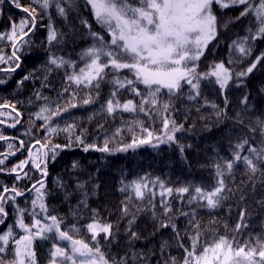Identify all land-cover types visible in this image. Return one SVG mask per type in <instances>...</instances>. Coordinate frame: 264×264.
I'll return each instance as SVG.
<instances>
[{"label":"snow or ice","instance_id":"1","mask_svg":"<svg viewBox=\"0 0 264 264\" xmlns=\"http://www.w3.org/2000/svg\"><path fill=\"white\" fill-rule=\"evenodd\" d=\"M17 9L27 14L19 21L10 20V30L0 31V41H6L11 46L10 54L0 48V64L8 65L0 69L5 73H14L21 67V56L24 48L30 43V34L34 33L37 25L39 12L48 14L50 8L54 7L59 16L67 18L74 0H32L36 7L22 6L19 0H11ZM4 0H0L3 4ZM90 6L96 23L107 34L105 35L91 30L87 21H81L89 28L94 43L84 49L81 53L82 67H77L75 61L67 60L62 56L52 53L48 57V66L56 69H65V86L58 96L67 95V99L61 104L59 100L53 101L43 96L42 92L34 93L36 100H43L38 111L31 113V127L40 121L39 129L44 132L40 139L32 137L29 142L19 139V147L9 142L8 136L0 133V141L7 142V149L0 153V173L7 172L15 176V181L27 180L30 188L18 189L16 183L11 187L0 185V225L6 223L9 212L6 205H12L15 210L13 224L7 225L5 231L0 233V264H39L35 250L36 241H50L48 250L49 259L47 264H145L147 256L135 250L125 252L121 256H112L104 250L101 240L110 244L117 235L114 231L117 225L112 222H103L96 209H91L90 222L83 225V229L90 234V240L75 238L82 228L77 223L66 225L65 218L50 215L46 203L48 195L46 178L48 176V162L55 160L60 151L71 148L74 144L81 146L83 151L90 150L102 153H113L116 151L126 152L130 148L151 144L157 146L161 143H178L176 134L183 130V124H178L172 117V99L181 93L184 85L189 87V100H195L200 96L202 80H214L221 90L229 86L233 77L243 78L253 73L258 64L264 63V52L255 56L250 65L243 70L235 71L232 67L238 62L247 59L253 54L252 42L264 38V0H85ZM67 4V7L65 6ZM214 6L222 13L233 7H243L239 15L234 18L220 20ZM39 10V12H38ZM253 16L252 26L248 29L249 35L233 40L229 45L234 50V58L227 62L221 60L214 62L208 71H199V62L204 56L209 45L219 36L221 27L227 29L230 23ZM47 41L51 45L63 34L53 27L51 23L47 26ZM254 29V31H253ZM233 51H230V57ZM71 69V71H68ZM49 71L51 68L49 67ZM127 70L131 74L122 76V71ZM32 78V73L24 76L18 82L22 85L25 80ZM47 77H45V81ZM110 83L112 89L109 96L100 106V111L106 116H114L117 112L143 113L150 120L159 118L160 128L155 130L145 126L144 120H133L128 123L127 130L133 133L131 143L121 145L117 148L110 147L124 129L117 128L111 138L104 139L103 145L85 143V129H79L77 123H66L63 127L54 122L71 108L82 105L93 104L100 94L102 83ZM6 83L0 80V84ZM144 86V91L138 85ZM46 87L47 84H42ZM163 89L167 90L169 100L161 103L160 95ZM121 90L130 92L135 99H120ZM81 93H84L81 96ZM95 93V95H93ZM247 98L245 97V101ZM29 103H32L30 100ZM227 105V101H225ZM53 105H55L53 107ZM215 109L217 106L212 105ZM0 108H11L12 111L0 112V116H7L13 120L8 126L16 128L22 121V113L15 104L0 105ZM15 112V116L12 113ZM221 116L222 111H217ZM91 119V117H89ZM5 123L0 120V124ZM98 127L103 129V124ZM79 129V131H78ZM137 130L139 136L136 135ZM253 132L259 130L261 134V147H247L248 155H242L247 145L248 138H243L234 147L232 158L224 159L222 163L214 165L216 183L211 188L199 185H184L172 187L160 178L149 180L141 177L124 184L120 189L126 193V198L121 202V217L127 218V234L130 241L138 240L139 234L132 231L137 214L141 211L151 209L156 216L155 198L160 200L161 222L159 228H171L178 238L179 247L183 249L181 261L171 257L164 264H264V239L260 236L251 237L243 243L237 236L243 229L248 227L246 221L247 211L241 210L240 220L232 229V235H219L216 231L202 233L198 221H189L193 228L191 234L185 233L189 240L188 247L181 242L176 224L172 222L173 208L168 198L178 196L183 200L185 194L188 196L187 203L194 201L204 202L203 206L208 209H216L225 200V194L231 190L227 187L225 180L230 176L234 167L242 162L247 169L250 180H254L257 172L264 177V119H257ZM63 133L67 138L64 145L53 143V137ZM31 136V130L28 133ZM181 153L184 146L179 145ZM26 150L24 159L14 164L11 168L4 167L9 157H14L18 152ZM73 168L78 167L76 162ZM38 175L33 179L28 169ZM61 188H66L58 181ZM157 188L159 191L157 192ZM76 189L83 197L72 209V215L77 221L80 219L82 210L88 208L87 191H84L82 183L76 184ZM32 193L30 208L20 207L17 197ZM71 195L65 193V199ZM243 199V197H241ZM133 201L146 205L144 208L136 206ZM264 203V201H262ZM31 218V223L25 222V216ZM182 215H190L182 213ZM14 229H19L22 234L17 238ZM227 229V225H225ZM71 233V234H70ZM211 235V239H202V236ZM65 245V246H62ZM167 242L160 245L161 251L167 247Z\"/></svg>","mask_w":264,"mask_h":264},{"label":"trees","instance_id":"2","mask_svg":"<svg viewBox=\"0 0 264 264\" xmlns=\"http://www.w3.org/2000/svg\"><path fill=\"white\" fill-rule=\"evenodd\" d=\"M19 2L22 6L36 7L32 0H19ZM65 6L67 7V4ZM242 10V6L233 7L221 13L214 6V11L220 20L234 18ZM26 15L22 9H17L11 0H4V3L0 4V31H9L10 20L19 21ZM81 21H87L88 25H91L92 31L101 33L105 35L106 39H110L96 23L91 8L86 5L85 0H74V5L67 18L59 16L54 7L49 9L48 14L39 12L34 33L26 38L30 40V43L23 50L21 67L10 74L0 71V80L6 81V83L0 84V105L6 102L10 105L15 104L19 112L22 113L20 117L22 123L18 124L16 128L8 126L13 123L11 118L0 116V120L5 121L0 124V133L13 138L9 142L16 147H19V139H23L27 143L32 137L40 139L44 136V132L38 130L40 121H36L35 127L30 125L32 119L30 114L38 111L40 105L44 103L43 100H36L34 93L40 91L43 96L53 101L59 100L61 104L67 99L68 94H64L62 97L58 96L65 86L66 70L48 66L47 61L48 57L55 53L57 56L75 61L77 67L83 66L81 53L90 47L94 40L89 33L88 26ZM252 22L253 16L249 15L230 23L227 29L221 27L218 38L209 45L204 56L201 57L199 71H208L214 62L221 60L227 64L230 58L238 55L234 53V50H230L229 45L233 40L249 35L248 29L252 26ZM49 23L58 33L63 34L51 45L47 41ZM252 47V56L232 66L235 71L246 69L256 55L264 52V38L253 41ZM0 48L5 53L10 54L11 52V46L6 41H0ZM230 51H233L232 57H230ZM7 67L6 64H0V69ZM29 73H32V78L18 86V82ZM121 75L131 77L127 70L122 71ZM45 77H47L46 81ZM45 83L47 86L42 87L41 85ZM138 87L144 91L142 84ZM111 89L110 83H102L99 98L95 103L81 104L76 108H71L68 113L54 118V122L61 127L66 123H77L79 129L86 130L85 143H95L98 146L103 145L106 136L111 138L117 128L124 129L116 141L110 144L112 148L131 143L133 133L129 132L127 128L128 123L133 120H144L146 127L159 130V118L150 120L143 113L121 111L114 116L104 115L100 111V106L108 98ZM189 91V87L184 85L181 93L173 97L171 101L173 105L172 117L178 124H183V130L176 134L178 143H161L155 147L147 144L130 148L126 152L116 151L113 153H102L95 150L85 152L81 146L74 144L71 148L60 151L55 160H49L46 178L48 190L46 203L49 214L64 217L66 225L77 223L82 230L78 235H73L75 238H83L88 241L90 234L83 229V225L90 222V210L96 209L103 222H112L117 225V228L114 229L117 235L110 244L101 240L104 250L112 256L118 257L124 255L125 252L135 250L147 256L145 264H164V261L171 257H175L178 262L181 261L183 249L179 247L178 238L173 230L159 228L161 210L158 195L154 201L156 216H153L151 209L139 212L132 231L137 232L140 238L136 241L129 240L126 231L127 218H122L120 211L121 202L125 200L127 194L121 192L120 189L124 184L141 177H147L149 180L160 178L174 188L188 184L211 188L216 183L214 165L222 163L224 159H231L235 145L243 138H248L250 144L246 146L242 155L249 154L247 152L249 146L261 147L259 130L253 132L251 129L255 127L257 119H264V63L258 64L253 73L246 77L238 79L234 76L226 89L221 90L214 80L206 79L201 81L200 96L195 100L188 99ZM83 95L84 93H81V96ZM120 99L122 102L127 99L139 101V97H134L130 92L124 90H121ZM30 100L32 103H29ZM160 100L161 103L169 100L166 89L162 90ZM225 101H227V105ZM213 104L217 108L214 109ZM10 111H12L11 108H0V112ZM217 111H222L223 114L218 117ZM12 115L15 116V112ZM99 124H103V129L98 127ZM29 130H31V136L26 134ZM136 135H140L138 130ZM52 142L64 145L68 141L66 136L61 133L53 137ZM179 145L184 146L183 153H181ZM6 149L7 142L0 141V153L5 152ZM26 155V150L18 152L14 157H9L5 161L4 167L11 168ZM73 162H76L78 167L73 168ZM28 171L33 179L38 178L31 168ZM249 175L242 162L234 167L232 174L225 180L231 191L225 194V200L216 209H208L203 206L204 202L187 203V194L183 200L175 194L168 198L173 208L172 222L176 224L177 231L183 238L181 242L185 247L189 245L185 233L193 232L190 220L195 219L199 222L202 233L216 231L219 235L231 237L232 229L240 220L241 210L247 211L245 222L248 227L237 236L240 243L249 237L253 241L257 236L264 239V203H262L264 201V177L257 172L255 179L250 180ZM58 181L66 185V188H61ZM13 183H16L17 188L21 190L31 187L27 180L16 182L14 175L7 172L0 173V185L11 187ZM77 183H82L84 191L88 193V208L81 211L79 221L72 215V209L83 198L80 191L76 189ZM66 192L71 194L67 199H65ZM32 196L33 194L28 192L23 197H17V203L20 207L30 208ZM145 205L146 202L141 204L137 201H133L132 204L133 208L136 206L144 208ZM6 210L9 215L6 223L0 225V233L5 231L7 225L13 224L15 220L14 207L6 205ZM182 213L190 215L185 216ZM25 222L31 223V218L27 215ZM225 225H227V229H225ZM14 231L17 233V238L22 234L19 229H14ZM205 238L211 239V235L202 236V239ZM165 242L168 246L161 251L160 245ZM34 247L39 264H47L51 242L38 240Z\"/></svg>","mask_w":264,"mask_h":264}]
</instances>
